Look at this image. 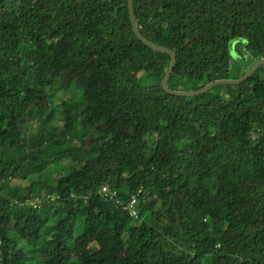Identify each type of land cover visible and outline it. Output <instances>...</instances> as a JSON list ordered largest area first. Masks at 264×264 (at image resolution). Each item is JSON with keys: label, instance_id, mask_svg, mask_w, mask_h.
<instances>
[{"label": "trees", "instance_id": "1", "mask_svg": "<svg viewBox=\"0 0 264 264\" xmlns=\"http://www.w3.org/2000/svg\"><path fill=\"white\" fill-rule=\"evenodd\" d=\"M132 7L173 90L264 58V0ZM170 60L127 0H0V264H264V64Z\"/></svg>", "mask_w": 264, "mask_h": 264}, {"label": "water", "instance_id": "2", "mask_svg": "<svg viewBox=\"0 0 264 264\" xmlns=\"http://www.w3.org/2000/svg\"><path fill=\"white\" fill-rule=\"evenodd\" d=\"M127 4H128V11H129V19H130V22H131V25H132V28H133V31H134V34L136 35V37L139 40H141L145 45L149 46L150 48L166 52L171 56L170 64H169L164 76L161 79V85H162L163 89L165 91H167L168 93L178 94V95H196V94L203 93V92H205V91H207V90L211 89L212 87L219 85V84L239 83V82L247 79L255 71V69L259 65L264 64V58L257 60L255 63H253L249 67V69L241 77H239L237 79H225V78L224 79H217V80H214V81H211V82L205 84L204 86H202L196 90H173L170 87H168L167 80H168V77H169L170 73L172 72V69H173L174 64H175V60H176L175 52L172 51L171 49L165 47V46L156 44V43L148 40L147 38H145L140 33V31L137 27V24H136V21L134 18V14H133L132 0H127Z\"/></svg>", "mask_w": 264, "mask_h": 264}, {"label": "built area", "instance_id": "3", "mask_svg": "<svg viewBox=\"0 0 264 264\" xmlns=\"http://www.w3.org/2000/svg\"><path fill=\"white\" fill-rule=\"evenodd\" d=\"M102 191L104 192V195L107 196L110 192L109 189L107 187H102ZM135 203V198H131V200L129 201V203L125 206L126 208L131 209V213H134V210H132V205Z\"/></svg>", "mask_w": 264, "mask_h": 264}]
</instances>
